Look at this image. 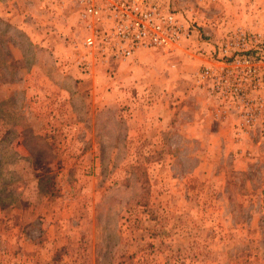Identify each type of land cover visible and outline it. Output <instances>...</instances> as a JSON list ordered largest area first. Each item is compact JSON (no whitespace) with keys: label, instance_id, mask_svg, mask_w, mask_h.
Returning <instances> with one entry per match:
<instances>
[{"label":"rangeland","instance_id":"1","mask_svg":"<svg viewBox=\"0 0 264 264\" xmlns=\"http://www.w3.org/2000/svg\"><path fill=\"white\" fill-rule=\"evenodd\" d=\"M154 1L192 39L86 69L74 5L0 0V264H264V137L187 128L192 86L216 105L195 58L264 31V0Z\"/></svg>","mask_w":264,"mask_h":264},{"label":"built area","instance_id":"2","mask_svg":"<svg viewBox=\"0 0 264 264\" xmlns=\"http://www.w3.org/2000/svg\"><path fill=\"white\" fill-rule=\"evenodd\" d=\"M50 1L62 10L78 9L86 32L80 65L86 69L108 59L127 61L142 51L174 52L195 32L177 11L154 0ZM197 75L200 89L216 102L208 108L213 117L222 122L235 115L238 142L264 137V31L236 29Z\"/></svg>","mask_w":264,"mask_h":264},{"label":"crops","instance_id":"3","mask_svg":"<svg viewBox=\"0 0 264 264\" xmlns=\"http://www.w3.org/2000/svg\"><path fill=\"white\" fill-rule=\"evenodd\" d=\"M186 46V45H184ZM183 46V50H180L179 52L181 53H185L187 54L188 56H193L192 54H190L189 51H187L186 48H184ZM195 58V57H194ZM197 60H199L201 63L199 64L200 67L194 72L193 74V78H194V75L197 74V72H199L200 68H204V67H207V66H210L211 65V62L210 61H206V60H203L201 58H195ZM131 60H129L128 62L126 63H129ZM125 63V64H126ZM194 80V79H193ZM194 84V83H193ZM195 85V84H194ZM191 91H189V94L188 96L190 95V97H192L191 99L193 100V102L195 103V107L197 108V110H195V113H196V118L195 119H199V124L198 122H194L192 124H188L187 128H188V132H189V136H188V139L193 137V134L197 133V132H201V131H211V130H219V131H226L228 132V135L230 134V141H232V137H231V130L230 127H228L227 125H219V124H216L215 121H214V118L213 116L211 115V113L208 112L207 110V105H208V102L205 100V98L199 93V89L197 86H192L190 88ZM193 109L194 108H191V107H186L185 110L189 111L188 114H189V117H191V115L193 114ZM132 110V109H131ZM181 110V109H180ZM180 110H174L173 113L175 114V112H179L177 115H178V120L177 122L180 123L182 122L183 118V112H180ZM132 112V111H131ZM133 113V112H132ZM134 116H136V113H133V118ZM141 117V116H140ZM135 120L136 119H131L130 123H128L129 127L131 130L135 129L136 125H135ZM214 123L216 126L218 125V127L214 126L215 128H213V124H210V123ZM143 125V124H142ZM145 128L149 129L147 126H145ZM161 130L158 131V133H160ZM150 137V136H149ZM147 138V137H146ZM150 139H152L157 145L159 144H162L163 143V137H153L151 136ZM221 140L224 141V138H221ZM252 140H257L256 137L253 136ZM259 145V144H258ZM257 145V146H258ZM61 226H63V224H61ZM66 229H68L69 227V222H67L66 226H64ZM65 236V235H64Z\"/></svg>","mask_w":264,"mask_h":264},{"label":"bare ground","instance_id":"4","mask_svg":"<svg viewBox=\"0 0 264 264\" xmlns=\"http://www.w3.org/2000/svg\"><path fill=\"white\" fill-rule=\"evenodd\" d=\"M121 110V109H120Z\"/></svg>","mask_w":264,"mask_h":264}]
</instances>
